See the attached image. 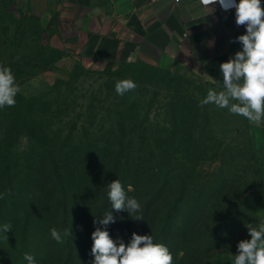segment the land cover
<instances>
[{
	"label": "rangeland",
	"instance_id": "rangeland-1",
	"mask_svg": "<svg viewBox=\"0 0 264 264\" xmlns=\"http://www.w3.org/2000/svg\"><path fill=\"white\" fill-rule=\"evenodd\" d=\"M28 7L21 0H0V64L11 67L15 74L21 89L17 95L35 97L44 93L36 110L43 130L31 136L28 127L25 129L15 124L12 107L5 112L0 109V193H4L0 199V225H15V217L7 209L9 196L26 182L24 154L34 146L63 151L109 146L126 151V165L139 163L143 164L142 168L150 169L157 160L149 156L152 151L172 154V149L183 143V146L190 147L188 156L192 158L174 176L168 185L170 189L154 208L148 223L140 221L133 225L134 219L140 218L131 217L130 220L125 215L128 211L122 210L123 215L107 228L117 241L122 238L128 243L135 232L152 234L157 242L156 233L163 213L178 195L176 189L186 184L182 194L184 200L171 229L169 248L174 254V264H232L239 241L251 238L246 225L258 226L264 222V170L263 180L257 182V170L246 166L256 155V151L249 148L246 135L247 126L251 124L254 129V124L227 109L200 106L199 101L209 89L220 90L200 84L191 76L183 74L185 78H179L177 73L161 71L160 66L149 63L103 69L86 67L82 61L48 42L47 26L42 23L44 30L40 28L37 14L30 13L31 20L16 45L14 31L20 20L19 10L26 11ZM126 78L134 80L137 87L119 95L115 85ZM183 117L188 122L179 131ZM183 130L184 140L181 139ZM109 131L110 138H104ZM257 143H262L261 136ZM226 177L234 183L230 187L227 185L223 197L214 195L197 221V210L201 208L196 206L204 201L198 199L209 194L207 190L222 185ZM248 177L256 183L241 193ZM132 191L138 198L134 187ZM139 203L142 208V202ZM35 209L47 219L44 207L35 206ZM87 214L88 234L92 236L96 227L104 226L96 222L94 208ZM51 228L44 221L32 223L29 236L34 238V250L40 253L38 264L62 263L64 254L60 246L49 249L45 256L41 255L43 246L52 241ZM234 228L237 229L232 241L217 245L221 243H217V238H225ZM84 229V223L77 220L74 231L85 248V260L92 264L93 245L88 235H81ZM15 233L21 232L15 229L7 234L0 232V238L3 237L0 240V260L7 264L22 262L21 237H12ZM53 249L56 250L54 256L51 254ZM180 252H183L182 256L178 255ZM78 255L77 262L81 259Z\"/></svg>",
	"mask_w": 264,
	"mask_h": 264
},
{
	"label": "trees",
	"instance_id": "trees-1",
	"mask_svg": "<svg viewBox=\"0 0 264 264\" xmlns=\"http://www.w3.org/2000/svg\"><path fill=\"white\" fill-rule=\"evenodd\" d=\"M30 9L31 8L28 7L26 11L19 10L20 20L14 31L15 44L18 43L20 35L31 20L30 13L32 14V12ZM38 25L43 29L42 23H38ZM139 64L144 63L121 62L119 65L127 66ZM159 70L173 74V72L167 68L159 67ZM177 77L185 78L184 75L178 73ZM197 82L222 90V88L215 87L204 80H197ZM43 95L44 93L35 97L17 95L18 101L14 106H11L16 115L14 119L15 124L21 125L25 127V129L28 127L31 136L43 130L40 119L36 116V110H38L39 107L37 103L41 100ZM7 109V106L3 108V112ZM186 121L188 122V119L185 117L181 118L179 122V131H182L184 124L187 123ZM110 135L109 131L105 133L104 138H110ZM246 135L249 148L252 151H256V155L246 166L248 165V168H252L255 171L257 170V176H259L257 182H259V180H263L264 143H257L258 137L255 135L251 124L247 126ZM183 136H185L184 130L182 132V140H184ZM197 145L200 146L199 143H197ZM188 148L190 149L189 146H183L182 143V146L178 145L172 149V154H165L162 150L152 151L149 156L151 159L157 158V160L156 163L153 162V166L150 169L142 168L143 164L139 163V165H126L128 157L126 151L115 150L109 146L98 149L92 148L72 151L47 148L46 146H34L32 149L26 151L24 154V161L27 163L25 166L27 168L25 172L26 182L20 187L19 191L15 192V194H10V204L7 207L10 211L9 214L15 217L16 220L15 225L12 226V231L15 229L21 232L19 234L15 233V235L12 236L21 237L20 253L22 254V262L20 264H27V261L24 260L25 253L32 254L37 264L39 263L38 259L40 253L34 250V238L29 236L32 230V223L37 221H44L48 223L50 227H55L57 230L61 231V233H63L65 228H72V234L65 237L62 243H58L52 238L51 242L43 246L41 255L45 256L49 249L60 246L63 248L64 254L62 255L64 257H62L61 264H88L85 260V248L82 246L78 234L74 231L75 222L77 220L82 221L85 229L81 235L89 236V224L86 218H88L87 213L90 209L94 208L95 213H97V219L101 218L103 214L110 210L113 212L116 219L119 215H123V211L111 209V203L107 196V185L118 178L125 186V189H127L128 184L134 187V191L138 193V198L133 195V191L128 192V196L136 198L138 202H142L143 204L141 213H132L133 216L142 215L143 219H134L132 224L136 225L140 223V221H142L141 223H148L150 217L152 218L151 215L154 212V208L163 200V197L170 189H168V185L175 179L174 176L180 169L183 170L186 167L187 161L192 158L188 156L191 153V150H187ZM166 156H170L172 159L174 158L176 163ZM248 178L245 184L246 188L241 193L247 192L256 183V180L254 181L253 178L252 180H250V177ZM224 181L225 182L219 187L207 190L209 194H206L205 197L203 196V198L198 199L199 202L202 200L204 201L196 206L198 209L201 208L197 210V215H199L197 221L202 218L210 201L215 197L214 195L223 197L228 186L230 187L231 184L234 183V181L230 182V178L228 179L227 177ZM184 189H186V184L181 189H176L178 195L174 196L172 202L164 211L162 222L157 229V242H162L168 245V247L171 241V229H173L175 220L179 214V209L182 205V194L184 193ZM35 206L44 207L47 217L46 220L44 218L45 214H38ZM125 215L128 219L132 217L129 212ZM235 229L237 228L230 230L225 238L219 236L217 238V243H221L217 245L232 241ZM0 240H3V237L0 238ZM89 241L93 245L92 236H89ZM55 253L56 250H51L52 256H54ZM76 254H79L78 256L81 257V259H78V262ZM0 264L7 263H5L4 260H0Z\"/></svg>",
	"mask_w": 264,
	"mask_h": 264
},
{
	"label": "crops",
	"instance_id": "crops-1",
	"mask_svg": "<svg viewBox=\"0 0 264 264\" xmlns=\"http://www.w3.org/2000/svg\"><path fill=\"white\" fill-rule=\"evenodd\" d=\"M49 43L88 68L143 62L223 88L220 64L241 50L235 9L200 0H21ZM254 133L264 143V121Z\"/></svg>",
	"mask_w": 264,
	"mask_h": 264
},
{
	"label": "clouds",
	"instance_id": "clouds-1",
	"mask_svg": "<svg viewBox=\"0 0 264 264\" xmlns=\"http://www.w3.org/2000/svg\"><path fill=\"white\" fill-rule=\"evenodd\" d=\"M217 3L225 11L234 8L236 24L246 25V32L236 37L242 45L241 50L219 66L222 90L209 89L199 101L200 106L214 105L249 122L260 123L264 121V0H200L204 8ZM136 87L134 80L126 78L117 81L115 90L117 94L124 95ZM20 90L11 67L0 64V109L14 106ZM107 188L111 209L127 210L132 217L143 219L142 215H132L141 210V204L136 198L128 196L127 193L133 190L131 184L125 189L118 178ZM3 197L4 193H0V199ZM115 221L111 210L97 219L96 222L104 227H96L92 232V264H174V254L168 245L156 242L152 234L134 232L128 243L122 238L118 241L114 239L107 226ZM246 226L251 238L239 241L238 253L232 264H264V222L258 226ZM9 230H13L10 223L0 225V232L7 234ZM71 234L72 228H65L63 233L55 227L50 229L51 237L58 243ZM178 255L182 256L183 252ZM24 260L27 264H37L30 253L24 254Z\"/></svg>",
	"mask_w": 264,
	"mask_h": 264
}]
</instances>
